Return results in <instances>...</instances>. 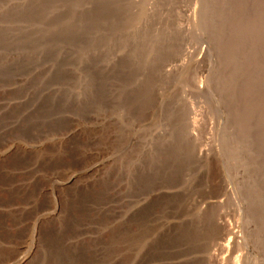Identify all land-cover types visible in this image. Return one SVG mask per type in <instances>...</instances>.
Wrapping results in <instances>:
<instances>
[{
    "label": "rangeland",
    "instance_id": "rangeland-1",
    "mask_svg": "<svg viewBox=\"0 0 264 264\" xmlns=\"http://www.w3.org/2000/svg\"><path fill=\"white\" fill-rule=\"evenodd\" d=\"M262 63L264 0H0V264H262Z\"/></svg>",
    "mask_w": 264,
    "mask_h": 264
},
{
    "label": "bare ground",
    "instance_id": "bare-ground-1",
    "mask_svg": "<svg viewBox=\"0 0 264 264\" xmlns=\"http://www.w3.org/2000/svg\"><path fill=\"white\" fill-rule=\"evenodd\" d=\"M185 11L186 12H188L186 9H185ZM234 38V37H233ZM197 53V51H195V52H192V53H190L189 55L190 56H192V55H195ZM264 63H262V65H263ZM237 69V68H236ZM235 72V71H234ZM229 74H231L230 73V70L229 71H227V75H225V76H230ZM224 78H227V77H224ZM196 89H197V91L198 92H203L204 91V89L202 88V87H199V86H196ZM231 91V90H230ZM192 124V126L194 127V124H193V122L191 123ZM193 138V137H192ZM210 150L211 149H207V148H205V149H200V151H199V153H198V155L200 156V157H206V156H208L209 155V152H210ZM236 151H237V149H236ZM233 154L231 155V158L233 157V162L236 164V175H235V177L237 178V179H241V180H243L244 178H245V175H246V170H245V168L243 167V166H240V163H239V161L237 160V158H235L236 156L238 157V155L236 154V152H232ZM201 158V159H202ZM73 180V177L72 178H70L69 180H68V183L70 182V181H72ZM243 228H244V230H246L247 232H250V231H253V229L255 228V225H254V223L253 222H251V221H248V222H246L245 224H244V226H243ZM239 234L240 233H238L236 230H234L233 228H230L228 231H227V236L229 237V239H230V241H236L240 236H239ZM228 249V246L227 245H222V246H220V251L221 252H225L226 250ZM262 264H264V260H263V262H262Z\"/></svg>",
    "mask_w": 264,
    "mask_h": 264
}]
</instances>
